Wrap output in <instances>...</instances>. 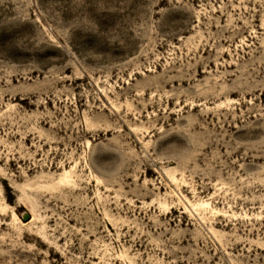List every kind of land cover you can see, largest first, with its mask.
<instances>
[{"label":"rangeland","instance_id":"374dc122","mask_svg":"<svg viewBox=\"0 0 264 264\" xmlns=\"http://www.w3.org/2000/svg\"><path fill=\"white\" fill-rule=\"evenodd\" d=\"M0 264H264V0H0Z\"/></svg>","mask_w":264,"mask_h":264}]
</instances>
